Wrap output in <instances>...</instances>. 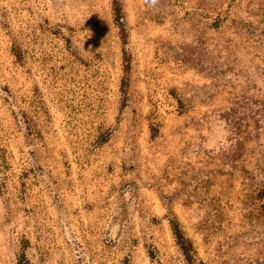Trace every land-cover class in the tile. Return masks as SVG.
Instances as JSON below:
<instances>
[{
	"label": "rangeland",
	"instance_id": "374dc122",
	"mask_svg": "<svg viewBox=\"0 0 264 264\" xmlns=\"http://www.w3.org/2000/svg\"><path fill=\"white\" fill-rule=\"evenodd\" d=\"M0 264H264V0H0Z\"/></svg>",
	"mask_w": 264,
	"mask_h": 264
},
{
	"label": "trees",
	"instance_id": "16d2710c",
	"mask_svg": "<svg viewBox=\"0 0 264 264\" xmlns=\"http://www.w3.org/2000/svg\"><path fill=\"white\" fill-rule=\"evenodd\" d=\"M114 12H115V19L114 20L117 23V25H119L121 27L122 18L120 15L119 8L115 7ZM121 32H124V31L122 30ZM171 231H172V234L176 240V243L178 244L179 248L181 249L182 254L185 257V259L186 260H192L191 245L187 241V239H185V237L183 236V234L179 228V225L176 221L171 223Z\"/></svg>",
	"mask_w": 264,
	"mask_h": 264
}]
</instances>
